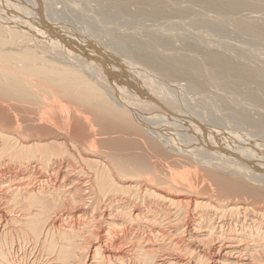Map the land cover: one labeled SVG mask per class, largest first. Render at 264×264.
<instances>
[{"label":"bare ground","instance_id":"1","mask_svg":"<svg viewBox=\"0 0 264 264\" xmlns=\"http://www.w3.org/2000/svg\"><path fill=\"white\" fill-rule=\"evenodd\" d=\"M48 1L0 0V264H41L15 234L48 264H264V142L230 130L264 139V0H80L150 22L96 44Z\"/></svg>","mask_w":264,"mask_h":264},{"label":"rangeland","instance_id":"2","mask_svg":"<svg viewBox=\"0 0 264 264\" xmlns=\"http://www.w3.org/2000/svg\"><path fill=\"white\" fill-rule=\"evenodd\" d=\"M55 1V0H54ZM59 1V0H58ZM62 1V0H61ZM64 1L65 0H63V2L62 3H60V1H59V5H58V3H56L55 4V7L58 9V10H60V6H66L67 8H69L68 10L65 8V6L63 7V8H61V11H62V15H66L67 16V14L68 13H66V10L67 11H69V17L71 18V19H73L72 17H75V21L74 22H76V24L79 26V24L81 25L82 23L83 24H85V25H83V26H79V27H82V28H86V27H84V26H87V28H89V27H91V26H89L87 23L88 22H90L92 19V21H91V25L93 26V23L95 22L96 23V21H98L96 24H94L95 26H93V27H95V28H90V29H93V30H90V29H87V30H75V32H77L76 33V35L82 40V41H84V42H87V41H89V42H94V44H96V42H99V41H106V39L109 41V39H110V37L109 36H107L105 33H104V29L106 30V29H108L109 28V26L111 27V26H116L115 28H114V30H123L124 28L122 27V26H117L118 25V23L119 22H122L124 19L122 18L123 16L122 15H118V16H116V17H112V18H99V17H101L100 15H99V17H97L98 15H96V16H91L92 14H91V10H90V8L89 7H91V8H93L92 7V5L93 4H95L94 2H91V3H88L89 5H87L88 7H86V8H84L85 7V5L84 4H82L83 3V1H78L77 2V0L75 1V0H73V1H75V3H76V5H75V3L73 2V1H70V0H66V2L67 3H65V4H63L64 3ZM56 2H57V0H56ZM71 4H70V3ZM73 2V3H72ZM82 2V3H81ZM87 2H89V1H87ZM87 2H85V3H87ZM69 3V4H68ZM47 4L48 5H50L51 4V0H49L48 2H47ZM92 4V5H91ZM71 5V6H70ZM79 5H81V6H79ZM83 5V6H82ZM57 6H59V7H57ZM68 6H70L72 9H70V7H68ZM76 6H78V10H76L77 9V7ZM80 7L82 8L81 10H85L86 11V13H88L89 12V14H91V15H86V13H83L84 15H85V17H87V18H85L84 16H82L83 14H81V11L79 10L80 9ZM44 8V7H43ZM89 8V9H88ZM65 12H64V11ZM88 10H90V11H88ZM60 11V12H61ZM73 12V13H72ZM75 12V13H74ZM77 12V13H76ZM78 12H80L79 14H81L80 16H79V14H78ZM83 12V11H82ZM94 12V11H93ZM70 13H72V14H70ZM96 14V13H95ZM73 15V16H72ZM74 15H76V16H74ZM72 16V17H71ZM91 16V17H90ZM124 16H127L128 18H130V19H135V20H130L131 22H132V24L130 23V21H129V23L132 25V26H134L135 24H133L134 22H136V26L135 27H138V25L140 24V25H142V24H144L145 22L147 23V20H141V21H143V22H141V21H136V19H138L137 17H134V16H131V15H127V14H125ZM89 17V18H88ZM96 17V18H95ZM95 18V19H94ZM99 18V19H98ZM84 19V20H83ZM90 19V20H89ZM86 20V21H85ZM103 21V22H100V21ZM139 20V19H138ZM85 22H87V23H85ZM79 23V24H78ZM100 23H101V25H100ZM114 23H115V25H114ZM128 23V24H129ZM137 23H139V24H137ZM148 23H150L149 21H148ZM148 23L146 24V25H148ZM87 24V25H86ZM103 24V25H102ZM106 24V25H105ZM108 24H109V26H108ZM126 25L125 26V28L127 27V29H128V27H129V25ZM107 27H105V26ZM139 25V27H141ZM145 25V24H144ZM89 26V27H88ZM98 26V27H97ZM99 26H100V28H99ZM105 28H104V27ZM143 26V25H142ZM112 28L113 27H111L110 29L112 30ZM121 28V29H120ZM131 28V27H130ZM132 28H134V27H132ZM94 29H96V30H94ZM101 29V30H100ZM127 29H124V30H126V31H129V30H127ZM202 29V30H201ZM191 30V29H190ZM196 30H198V29H196ZM130 31H133V30H130ZM192 31H195V29L193 30L192 29ZM201 31H203V32H201ZM204 31H207V29H203V28H200V30H199V32L202 34V36L204 37V40L206 41V42H208L209 40H210V42H212L213 40H215L213 43H215L217 40H219V39H223V38H220V36L218 37V36H216V35H214V37H212V40L210 39L211 37H210V35L211 34H209L210 33V31H207V32H204ZM195 32H197V31H195ZM199 32H197L198 33V35H200V33ZM209 32V33H208ZM112 33V36H113V34H114V32H111ZM110 33V34H111ZM197 35V34H196ZM206 35V36H205ZM214 38V39H213ZM234 38V39H233ZM233 38L231 39V40H229V42L231 43V44H235V45H240L241 44V40H240V38H238V37H236L235 35H233ZM206 39H208V40H206ZM238 40V41H237ZM240 40V41H239ZM125 42V41H124ZM218 42V41H217ZM217 42L215 43V45H217ZM209 43V42H208ZM213 43H211L212 45H214ZM219 43V42H218ZM210 44V43H209ZM219 45V44H218ZM217 45V46H218ZM112 47H114L115 48V46H113V45H111ZM218 47H220V45L218 46ZM246 47V46H245ZM244 47V49L250 54L251 52L249 51V50H247L246 48ZM263 47V50L261 51V47L258 49L259 51V53L257 52V51H252V54H253V52L256 54V55H258L259 54V56H261L259 59H258V57L256 58V59H258V60H260V59H263L264 58V55H261V52H263L264 53V46H262ZM223 48V47H222ZM109 48H107V49H104L105 51H103L104 53H106L107 51H109L108 50ZM117 49H120V45H118L117 46ZM117 49H110V51L111 50H115L114 52H115V54H116V50ZM224 49H229V47H227V48H224ZM110 51L109 52H107L108 54H112V52L113 51H111V53H110ZM261 51V52H260ZM107 53H106V55H107ZM262 53V54H263ZM255 54H253V55H255ZM114 54H112V55H109L110 57H112ZM255 55V56H256ZM108 56V57H109ZM262 56H263V58H262ZM107 57V58H108ZM110 57L108 58L109 60H110ZM116 57H118L117 55H116ZM115 57V55H114V57H112V59H113V61L115 62V63H118V60H120V62H122L121 60L123 59V57L121 58V56H119L118 58H116ZM128 58H127V60L129 59H131L130 61H128V66H129V63L130 64H134L135 63V61H134V59L133 58H131V57H129V56H127ZM115 58V59H114ZM116 59H117V61H116ZM124 60V59H123ZM126 60V59H125ZM127 60L125 61V63H118V65H122V66H124V64H125V66L124 67H126V63H127ZM257 60V61H258ZM110 61H112V60H110ZM112 61V62H113ZM133 61V62H132ZM176 82V81H175ZM175 82H173V81H171L170 82V84H173V83H175ZM177 84H180L181 82L179 81V82H176ZM169 83H167V85H168ZM170 84L168 85V86H170ZM182 84V83H181ZM174 85V84H173ZM183 89H184V91H183ZM178 93H181L183 96H184V98H186L187 97V94L188 95H190V93H191V91H189L188 89H185V88H181V87H178ZM203 92V91H202ZM201 91H199L198 93L201 95V96H203V93H202ZM185 93H187L186 94V96H185ZM193 93V92H192ZM198 93H194L195 94V97L197 96V97H200V95L198 96ZM208 94V92L207 91H205L204 92V94ZM194 94H193V97H194ZM197 94V95H196ZM190 97H191V95H190ZM190 97H188L189 99H190ZM192 98L193 100L194 99H197V97L196 98ZM188 99V103L190 102V104L189 105H191V102L193 101H191V100H189ZM185 100H187V99H185ZM193 102H195V100L193 101ZM232 122H228L227 123V125L230 127V126H232ZM228 127V128H229ZM233 129H230V130H233L237 135H239L243 140H246V139H249V142L250 143H254V144H256V145H260V143L262 144L263 142H264V139H262V138H258V137H256V136H252V134H248V133H246V132H244V131H241V130H239V129H237V128H235V127H232ZM253 138V139H252ZM251 140H252V142H251ZM16 237V238H15ZM16 241H15V240ZM13 240L15 241V249H14V255L18 258H20V259H23V262L24 263H29V261H30V263L31 262H34V260L36 261V262H40L41 264H48L49 263V260H50V258H48L49 257V254H47L46 252H44V251H42V249L39 247L40 245L39 244H37L38 246H36V247H33V246H31L32 244L31 243H29L27 240H25L20 234H15L14 235V237H13ZM23 241V242H22ZM22 242V243H21ZM25 242V243H24ZM29 244V245H28ZM25 245V246H24ZM28 245V246H27ZM33 247V248H32ZM37 249L39 250V251H37ZM17 250V251H16ZM42 251V252H41ZM44 255H43V254ZM9 255H11V253H9ZM20 255V256H19ZM13 256V255H12ZM23 256V257H22ZM27 261V262H26ZM45 261V262H44ZM47 261V262H46Z\"/></svg>","mask_w":264,"mask_h":264}]
</instances>
